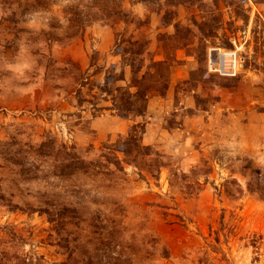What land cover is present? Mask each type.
Wrapping results in <instances>:
<instances>
[{
	"label": "rangeland",
	"instance_id": "374dc122",
	"mask_svg": "<svg viewBox=\"0 0 264 264\" xmlns=\"http://www.w3.org/2000/svg\"><path fill=\"white\" fill-rule=\"evenodd\" d=\"M3 251L264 264V0H0Z\"/></svg>",
	"mask_w": 264,
	"mask_h": 264
},
{
	"label": "built area",
	"instance_id": "2783aa9c",
	"mask_svg": "<svg viewBox=\"0 0 264 264\" xmlns=\"http://www.w3.org/2000/svg\"><path fill=\"white\" fill-rule=\"evenodd\" d=\"M240 67V60L236 50L213 48L209 56V68L224 76H235Z\"/></svg>",
	"mask_w": 264,
	"mask_h": 264
},
{
	"label": "trees",
	"instance_id": "16d2710c",
	"mask_svg": "<svg viewBox=\"0 0 264 264\" xmlns=\"http://www.w3.org/2000/svg\"><path fill=\"white\" fill-rule=\"evenodd\" d=\"M0 255H2V257L0 256V264H8L5 261L9 259V255H5L4 251L0 252Z\"/></svg>",
	"mask_w": 264,
	"mask_h": 264
}]
</instances>
